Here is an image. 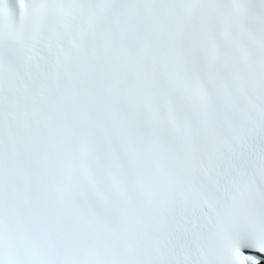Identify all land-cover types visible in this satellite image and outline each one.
Returning a JSON list of instances; mask_svg holds the SVG:
<instances>
[{
	"label": "snow or ice",
	"instance_id": "snow-or-ice-1",
	"mask_svg": "<svg viewBox=\"0 0 264 264\" xmlns=\"http://www.w3.org/2000/svg\"><path fill=\"white\" fill-rule=\"evenodd\" d=\"M0 264H264V0H0Z\"/></svg>",
	"mask_w": 264,
	"mask_h": 264
}]
</instances>
